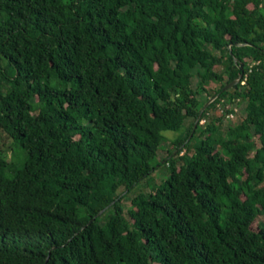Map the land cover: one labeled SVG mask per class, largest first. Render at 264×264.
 <instances>
[{
    "label": "trees",
    "instance_id": "obj_1",
    "mask_svg": "<svg viewBox=\"0 0 264 264\" xmlns=\"http://www.w3.org/2000/svg\"><path fill=\"white\" fill-rule=\"evenodd\" d=\"M1 136L0 264H264V0H0Z\"/></svg>",
    "mask_w": 264,
    "mask_h": 264
},
{
    "label": "rangeland",
    "instance_id": "obj_2",
    "mask_svg": "<svg viewBox=\"0 0 264 264\" xmlns=\"http://www.w3.org/2000/svg\"><path fill=\"white\" fill-rule=\"evenodd\" d=\"M217 70L218 71H223L224 70V66L221 65V66H218L217 67ZM227 78H228V75H227ZM227 81V80H226ZM226 81L224 83H220V82H212L210 83L209 85V88L210 90H213V91H217L218 89H220L223 84L226 83ZM194 82V87L197 88V85H198V78H194L193 80ZM206 98H207V95L205 96H201V100L205 103L206 102ZM209 102H207L208 104ZM232 109L236 110L237 111V114H236V118L235 119H232L233 123L238 125L241 123V120L242 118L244 117L245 115V109H246V104L243 102V100H238L237 103H235L233 106H232ZM222 114H224L223 111L219 110V111H215L213 110L211 116H221ZM195 119H192V118H189L186 122V125H185V129L183 132L181 133H176V132H171V131H168V132H165V135L168 137V138H172V139H175L177 138L178 136H180L182 133L184 132H187V129L193 124ZM231 122V121H230ZM2 137V139H1ZM0 137V146L4 147V148H9L11 147V143L8 139H6L5 136H1ZM168 145V146H167ZM167 146V147H166ZM171 144L168 142L167 144H165L164 147H166L163 151L160 152V157L157 159V164H161L162 162V165L159 166L158 168V171L156 172V174L149 180H146L144 183H142L140 186H138L133 192L132 194L129 196V198L124 202L125 204V209H126V216L127 218L130 220L129 218V215H128V210H130L131 208H133V199L139 195L140 193H148V192H151L152 188H154L155 186H157L158 184H162L166 179H168L171 175V168L167 165V163L165 162V158H167V156L169 155V148ZM182 165V162L179 161V167ZM125 189H123L122 191H124ZM264 226V217L260 218L253 226V230H255L256 232H260L261 228H263Z\"/></svg>",
    "mask_w": 264,
    "mask_h": 264
},
{
    "label": "water",
    "instance_id": "obj_3",
    "mask_svg": "<svg viewBox=\"0 0 264 264\" xmlns=\"http://www.w3.org/2000/svg\"><path fill=\"white\" fill-rule=\"evenodd\" d=\"M242 70H243V73L242 75L240 76L239 79H237L235 82L231 83L230 85H228L226 88H225V91H229L231 89H233L235 86H237L239 83H242V81L244 80L245 78V72H244V69H245V66L244 64L241 66ZM217 98H213L212 100H210V102L208 104H206L205 108H204V111L216 100ZM201 118V116H200ZM200 118L198 120V123L196 125V129L198 127V124L200 122ZM103 215V213L100 215V217Z\"/></svg>",
    "mask_w": 264,
    "mask_h": 264
},
{
    "label": "built area",
    "instance_id": "obj_4",
    "mask_svg": "<svg viewBox=\"0 0 264 264\" xmlns=\"http://www.w3.org/2000/svg\"><path fill=\"white\" fill-rule=\"evenodd\" d=\"M262 65V61H251L250 63V66H251V69L253 70L254 68L256 67H259ZM245 85V84H244ZM232 119H234V117L232 116ZM202 125H206L207 124V120L206 119H203L202 122H201Z\"/></svg>",
    "mask_w": 264,
    "mask_h": 264
}]
</instances>
